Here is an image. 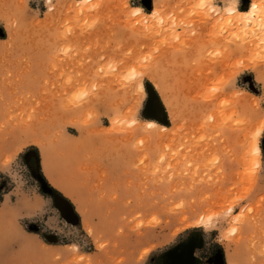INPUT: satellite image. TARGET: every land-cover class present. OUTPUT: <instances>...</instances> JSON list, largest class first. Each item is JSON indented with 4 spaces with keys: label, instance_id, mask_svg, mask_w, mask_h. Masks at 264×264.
<instances>
[{
    "label": "rangeland",
    "instance_id": "374dc122",
    "mask_svg": "<svg viewBox=\"0 0 264 264\" xmlns=\"http://www.w3.org/2000/svg\"><path fill=\"white\" fill-rule=\"evenodd\" d=\"M83 1L0 0V264H264V0Z\"/></svg>",
    "mask_w": 264,
    "mask_h": 264
},
{
    "label": "bare ground",
    "instance_id": "6f19581e",
    "mask_svg": "<svg viewBox=\"0 0 264 264\" xmlns=\"http://www.w3.org/2000/svg\"><path fill=\"white\" fill-rule=\"evenodd\" d=\"M88 1H91V0H84L83 2H88ZM227 13H228V16H229L227 23L230 24V25H232V24L235 25L237 23H239V24L241 23V26L244 25L243 27H245L247 25L250 26V24H252V23L258 22L260 19H264V18H262L263 13H264L262 8L258 4H255V3L251 4L250 9L248 11H246V12H241L236 7H230L227 10ZM134 14H136V16H139L138 20L143 21V18L145 17V14H144V12L142 11L141 8L135 9ZM140 33H139V35H140ZM149 125H151L150 128H153V127H156L157 124L155 122H148L147 126L149 127ZM162 129L164 130L165 128L162 127ZM262 132H263V127H260L258 129L257 134L255 135V138H254L253 142L248 147V152H247V157L249 159L248 161L253 166H257V165L260 164L261 149H260V146H259V138H260ZM198 224L208 225L209 224V220L201 219Z\"/></svg>",
    "mask_w": 264,
    "mask_h": 264
},
{
    "label": "water",
    "instance_id": "95a60500",
    "mask_svg": "<svg viewBox=\"0 0 264 264\" xmlns=\"http://www.w3.org/2000/svg\"><path fill=\"white\" fill-rule=\"evenodd\" d=\"M58 208H59V210H61V211L63 210L62 207H60L59 205H58ZM62 212H64V211H62Z\"/></svg>",
    "mask_w": 264,
    "mask_h": 264
},
{
    "label": "flooded vegetation",
    "instance_id": "af4514ba",
    "mask_svg": "<svg viewBox=\"0 0 264 264\" xmlns=\"http://www.w3.org/2000/svg\"><path fill=\"white\" fill-rule=\"evenodd\" d=\"M184 263L186 262V261H183Z\"/></svg>",
    "mask_w": 264,
    "mask_h": 264
},
{
    "label": "snow or ice",
    "instance_id": "6c2138e0",
    "mask_svg": "<svg viewBox=\"0 0 264 264\" xmlns=\"http://www.w3.org/2000/svg\"><path fill=\"white\" fill-rule=\"evenodd\" d=\"M149 127H151V125H149Z\"/></svg>",
    "mask_w": 264,
    "mask_h": 264
}]
</instances>
